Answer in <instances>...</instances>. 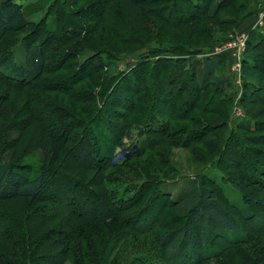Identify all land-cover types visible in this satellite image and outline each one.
Masks as SVG:
<instances>
[{"label":"rangeland","instance_id":"1","mask_svg":"<svg viewBox=\"0 0 264 264\" xmlns=\"http://www.w3.org/2000/svg\"><path fill=\"white\" fill-rule=\"evenodd\" d=\"M13 1L23 6L29 26L20 33L6 34L0 42V51L10 49L19 53V48L23 43L26 42V45H29L32 42H38L47 34L45 45L46 69L36 83L29 86L19 87L14 84H8L2 79L0 80V158L5 156L10 149V146L6 144L8 136L10 138H19L20 141L15 144V159L18 166H29L32 170H41L42 160L38 149V141L45 134L35 123L29 124L26 128H24V124L27 120L40 116L42 113L44 115V123L50 124L51 128L49 129L57 132L56 134L62 137L59 140L62 151L58 165L66 160L67 151L73 149L72 143L69 142L68 138L71 139L74 136L79 138L81 132V129H75L74 132L72 130L68 131L70 124L72 127L74 126L72 124H75L73 122L74 116L77 115L76 117H78L82 108V106L72 100L73 97L69 93L70 86L77 78V68L75 66L79 59H75L73 54L78 53L79 48L90 50L87 56L84 58L80 57L81 62L92 54L106 58L103 55L107 54L104 53L105 51L114 52L119 56V62L111 73L104 70V72L100 73V76L97 75L99 78L95 76L91 80L83 81L76 87L78 91H74L76 93L75 97L78 94L93 95L90 97V101H92L93 97H99L93 106L96 107L95 112H97V109L101 110L99 113L100 118L96 125L93 126V129L97 128L101 137H103V134L106 136L110 134L113 138H116L120 132L126 131L127 123L124 121L126 116H120L113 112H121L123 114H128L129 112L120 105H116L114 99L110 100V102L107 99L106 102L108 101L109 103H106L105 108L104 106L102 107L104 98L101 99L100 96L102 94L109 96L110 91H113L117 85V89L113 95L116 97L119 91L122 92L121 86H123L124 82L128 81L124 79L125 75L123 74L128 71L130 63L138 61L144 53L146 55L150 54L146 57L151 62L148 65L149 68L152 64L158 63V71L156 73L165 72L162 78L164 81L167 74L172 75L173 73V70L166 65L168 60L176 56H186L190 51L192 52L199 47H202V56L213 54H224L226 56L224 71L232 83L231 92L233 94L231 100V107L233 109L227 119L229 125L232 126L231 124L233 123L234 126L239 120L244 119V113L239 106L241 99H243L246 100L243 105L249 111L251 119L256 123L262 124V128L264 129V107L261 105V103H264V100L258 95L255 97L252 95L253 99L249 93L242 94L243 83L241 78V62L247 42L258 41V38H261L264 33V0H234L232 2L233 7H230L231 9H221L215 18L198 16L194 21L187 23H185L188 20L186 11L188 12L193 9L197 15L199 9L207 6L203 5V3L200 4L203 0H108L106 10L108 15L106 14L105 19L101 20L94 19L98 8L92 7V4L96 0ZM132 1L137 4L139 2L140 4L143 3L144 7H141L140 11H149V14L146 13L147 16L144 21H141L138 14L139 10ZM144 3L150 5L146 6ZM193 4H199L197 6L199 9L195 10ZM245 5L252 14L250 19H247L248 24L246 26H242V24L237 28H232L229 24H221L220 17L225 13H229L236 19H240L245 12L241 8H245ZM51 7L53 8L52 13H48ZM55 7L56 12L54 10ZM179 11L182 14L177 13ZM161 14L163 15L162 18L169 23H165L157 18ZM172 15L176 17L175 20ZM182 15L184 17L181 20L178 19ZM65 21L70 22L72 25H66ZM171 21H176L174 23H178V25L181 23L180 27L175 28V26H171ZM42 23L49 25L43 36L41 34L43 33L41 31L42 28L39 26ZM73 23L80 24L79 28L82 27L86 33L80 32V29L75 28ZM52 24H56V27H53ZM117 24L123 25L129 31V33L121 31L124 34L123 38L126 39L124 42L118 41L112 34L111 30ZM54 29L58 32L56 37L52 34ZM47 31L49 33H46ZM64 33L66 35L70 33L71 35L65 37ZM78 33L82 34L77 35ZM212 36L218 37V39L225 38V40L216 43L210 49L209 44L214 41L211 40L213 39ZM62 38H67L66 45L61 42L63 41L61 40ZM238 39L244 42L243 48L232 47L231 49H226L229 43L236 42ZM140 40L143 41L144 46L139 45L142 44ZM150 46L156 50L159 48L157 55L147 53ZM168 46L171 47L168 48ZM176 47L178 48L173 51ZM142 48L144 49L142 50ZM20 57L21 55L18 56V59ZM194 60L198 62L200 59L195 58ZM261 69H264V58L259 63V71ZM89 72V70H86L82 74L87 75ZM189 82H191L190 76H184L183 83H177L170 95L169 90L173 87V82H168L162 89L158 88L165 102L161 101V97L156 101L154 100L157 106L156 110L163 109V111L171 113L177 106V104L175 105L177 101L175 98H177L179 92H184L183 101L178 103L176 112L182 113V115L186 114V116H183L186 121L173 122L170 133L173 134V142H177V144H180L188 133L190 136L185 142L186 145H183V147L181 145L173 146L168 141H162L158 137H153L155 140H151V137L161 132L162 128L152 121L148 122L149 125L147 122L145 124L136 122L132 130V134L134 135L133 141L122 140L121 145L115 148L113 154L110 156V161L112 160L114 165L118 166L104 171L103 176L112 179L111 181L114 182L112 188L116 192L119 201H122L123 204L128 202L129 205L131 202H136L134 207L123 213L124 218H126L101 225H90L88 227L82 225L73 217L63 214L43 222L39 220V227L33 232L37 236H40L48 228L63 230L79 229L80 233L76 231V237L68 242L62 240L60 246H48V249L52 250L50 252L53 258L49 260L37 259V264H137L136 258H140L144 254L147 255L146 260L149 264H163L157 258V254L160 251L156 241L157 237L162 231L176 227L177 219L173 217L170 204L180 199L185 189L197 175L206 183L207 187L218 192L224 208L237 219L241 233L246 236L248 235L250 238V242L247 245H232L222 239L217 240L215 250L219 252V257L206 261L203 264H264V209L254 207V215L251 221H249L248 228L244 226L240 216V213L244 211L240 195L229 185L221 183L224 175L234 178L239 174L243 178L241 170L238 168L239 161L234 156L236 146L230 149L231 156L229 154L225 157L223 166L219 167L217 164H211V161L217 159L219 156V149L216 146H222L223 139L215 138L211 141V144L207 145V142H210V140H207L206 144L204 143L206 146L203 144L198 145L196 142L202 137V134L198 133V130H200L202 124L208 123L212 125L214 123L222 124V122L224 124V121L217 114L208 115L201 112H189L191 105L199 99L188 89ZM155 88L156 86H154L152 95H155ZM106 89L110 91L108 92ZM200 99L199 105L201 108L208 106L210 112L213 110L224 111L223 106L219 103L218 99L214 98L213 94L207 92L200 95ZM253 101L255 102L253 103ZM186 105L188 106V110L184 113L183 110ZM9 107L17 112L12 125L5 123L1 117L2 110ZM48 107L50 108V113L54 111H60V115L65 113L68 117V119L65 118L66 123L56 126V117L47 114ZM87 118H83L84 121L82 123H86L89 119L91 120V118ZM162 118L164 123L169 124L171 118L168 119L166 115H163ZM197 120L201 122V125L200 123L198 124ZM222 132H224L223 129ZM250 136H254L261 144L252 145V149L262 152L263 150L261 149L264 148V131L263 133L254 132ZM107 144L101 142L103 148H109ZM151 145L152 147H150ZM148 146L150 151H147ZM86 150L84 149V151ZM133 150L135 153L138 152L139 155H144L133 159L129 163H123L124 165L119 167V165H122L124 158L128 157ZM253 161L254 157H251L248 163L252 164ZM107 162L108 160L105 163ZM228 164L235 168H227ZM254 167L252 165V168L245 171L246 178L245 176L244 178L249 183L247 182L244 190L247 194L251 195L252 199H264V177H261L259 171L254 170ZM253 170L257 178H260L262 184L259 182L250 183L251 179H256ZM25 176L28 175L24 174ZM85 176L86 174L84 175V179ZM154 178L158 180L156 182L147 181ZM55 183L58 187L63 186L61 185L63 184L61 179H58ZM158 189L167 195V198L162 200L164 205L159 210L160 216H158L159 221L156 229L151 232H139L133 228L131 230L129 227L130 220L128 225H126L125 220L127 219L128 221V219L134 216H139L135 220L136 226L145 227L146 225L143 221L151 217V213L148 214V212H151L149 210L157 200ZM44 194H53L52 188L42 193V195ZM167 203L170 204L167 205ZM47 204L46 201L40 202L34 199L3 202L0 203V214L7 212L20 218H25L27 222L31 223L32 230L35 225L33 226V223L29 219L36 216L39 218V215H41V212L38 210L39 207ZM3 218V216H0V223L3 222L1 220ZM11 243L9 238L0 235V258L5 257L6 260L24 262L26 256L24 257L21 247L12 246ZM59 255L60 259H58Z\"/></svg>","mask_w":264,"mask_h":264},{"label":"trees","instance_id":"2","mask_svg":"<svg viewBox=\"0 0 264 264\" xmlns=\"http://www.w3.org/2000/svg\"><path fill=\"white\" fill-rule=\"evenodd\" d=\"M233 1L234 0H203L200 4L203 3V5H207L203 9L197 8L199 4H193L195 10L199 9V12L196 15L193 9L188 12L186 11L188 20H186L185 23L194 21L198 16L215 18L221 9H231L230 7H233ZM132 2L139 10L138 14L141 21H144L147 16L146 13L149 14V11H140L141 7H144L143 3L140 4L139 2V4H137L134 1ZM107 4L108 0H96V2L92 4V7L98 8V12L96 13L97 17L95 15L94 19H105L106 14L108 15L106 11ZM144 5L148 6L150 4L144 3ZM242 9L245 12L240 19H236L229 13L223 14L220 17L221 24H229L232 28L241 26L244 21L250 19L252 15L246 5L245 8L243 7L241 10ZM54 10L55 12L57 11L56 7ZM52 11L53 8L51 7L48 13H52ZM159 11H161V9H159ZM177 13L182 14L180 11ZM162 16L161 14L157 16V18L165 23H169L164 20ZM173 16L174 15H172V17ZM183 17V15L179 16L178 19L181 20ZM173 18L174 20L176 19L175 16ZM174 22L176 21H171V26H175V28L180 27L181 23L178 25V23L175 24ZM65 24L72 25L70 22L66 21ZM28 26L29 23L21 4H17L13 0L0 1V42L6 34L20 33ZM39 26L43 29H41L43 33L40 32L43 36L49 25L42 23V25L40 24ZM73 26L78 29L81 25L73 23ZM53 27H56V24H54ZM79 29L80 32H85L82 27ZM122 30L129 33L123 25L118 24L111 30L113 36L120 42L126 41V39L123 38L124 34L121 32ZM46 33L49 32L47 31ZM52 34L56 37L58 34L57 30L54 29ZM81 34L78 33L77 35ZM68 35L70 36L71 34H65V37H68ZM46 38L47 34L38 42H32L29 45H26V42L23 43L19 48V53L10 49L0 51V80L2 79L8 84H14L19 87L36 83L46 69ZM61 40H63L61 42L66 45L65 42L67 38H62ZM211 40L214 41L209 44L210 49L216 43H220L222 40L224 41L225 38L218 39V37H213ZM140 41L141 43L143 42L142 40ZM143 44L144 43L139 45L144 46ZM263 46L264 33L261 38H258V41L247 42L241 62L242 94L249 93L252 98L258 95L262 100H264V69L259 71V63L260 60L264 58ZM169 47L171 46H168V48ZM149 48L147 53L157 55L159 48L157 50L152 49L151 46ZM177 48L178 47L174 48L173 51ZM143 49L144 48H142V50ZM78 51V53L73 54L75 59H79L75 66L77 68V78L70 86L69 93L70 96L73 97L72 100L82 106V108L80 115H78V117H76L77 115L74 116L73 122L75 124H72L74 125L73 127L70 124L68 131L72 130L74 132L75 129H81V132L79 138L76 136L71 139L68 138L69 142L72 143L73 149L67 151L68 155L66 160L58 165L62 151L59 140L62 137L56 134L57 132L49 129L51 125L47 124V122L44 123V115H42V113L40 116L32 117L31 120H27L24 124V128H26L29 124L35 123L45 134V136L38 141V149L42 160L41 170H32L29 166H18L15 159V144L18 143L20 139L15 137L10 138L9 136L7 138L6 144L10 146V149L5 156L0 158V203L11 202L13 200L34 199L40 202L46 201L48 204L39 207L38 210L41 212L39 218L36 216L37 218L31 217L29 219L30 222L33 223V226L35 225L32 230L31 223L27 222L25 218L23 219L7 212H2L0 214V216L4 217L1 219L3 222L0 223V235L9 238L12 242V246L21 247V250L24 252V257L26 256L24 262L6 260L5 257H2L0 258V263L37 264V259H52V250H49L48 246H60L62 240L68 242L76 237V231L79 232V229L63 230L48 228L40 236H37L33 232L39 227V220L43 222L63 214L73 217L79 223L88 227L90 225H101L115 220H124L126 218H124L123 213L134 207L136 202H131L129 205L128 202L123 204L122 201H119L116 192H114L112 188L114 182L111 181L112 179L104 177L103 172L118 166L114 165L112 160L110 161V156L113 154L114 149L121 145L122 140L128 142L133 141L134 135L132 134V130L136 122H142L143 124L147 122L148 124V122L152 121L162 128V131L154 134L151 140H155L153 137H158V139L168 141L173 146L181 145L183 147V145H186L185 142L190 136L188 133V136L185 135V139L182 140L180 144L173 142L174 137L173 134L170 133L171 124L173 122L179 123L186 121L185 118H183L186 114L182 115V113L176 112L178 103L183 101L184 92H179L177 98H175L177 100L175 105L177 104V106L171 113H167L163 111V109L159 111L156 110L157 106L155 104V101L160 99L159 97H161L162 102H165L158 88L162 89L168 82H173V87L169 90L170 95L177 83H183L184 76L186 75L190 76L191 81L188 83V89L195 94V97H199L198 101L191 105V110L189 112H201L208 115L217 114L222 117L224 121V124L222 122V124L214 123L209 125L207 123L201 125V122L197 120L198 124L200 123L201 125L198 133L202 134V137L196 143L206 146L207 140H210L209 143L207 142L208 145L211 144V141L215 138L223 139L222 146H216L217 149H219V156L217 159L211 161V164H217L219 167H221V165L223 166V161L225 157L230 154V149L236 146L234 156L239 161L238 168L241 170L243 178H241L239 174L234 178L224 175L221 179V183L229 185L240 195L244 205V211L240 213V216L244 226L248 228L249 221H251L254 215V207H261L264 209V199H252L250 197L251 195L247 194L244 190L247 182L249 183V181L245 179V171L252 168V165L255 166L254 170L259 171L260 176L264 177V148L261 149L263 150L262 152L253 150L251 147L252 145L261 144L254 136L250 135L254 132L263 133L264 129L262 128V124L256 123L251 119L249 111L243 105L246 100L243 99H241L242 105L240 103L239 106L244 113V119L239 120L234 126L233 123L231 124L232 126H230L229 122H227L233 109V107H231L233 94L231 92L232 83L224 71L226 56L224 54L202 56V47L196 48L192 52L190 51L186 56H176L167 62L165 61L167 63L166 65L173 70V73L172 75L167 74L164 81L162 78L165 72L156 73L158 71V63L152 64L149 68L148 65H150L149 63L151 62H149V59H146V57L150 54L146 55L144 53L138 61L132 64L130 63L128 71L123 74L125 75L124 79L128 81L124 82L123 86H121L122 92L119 91L116 97L113 95L117 89V85L113 91L106 89V91H110L109 96L107 94H102V96H100L101 99L104 98L102 107L104 106L105 108L106 103L114 99L116 105H120L129 112L128 114L113 112L120 116H126L124 121L127 123L126 131L120 132L116 138H113L110 134H107V136L103 134V137H101L97 128L93 129V126L96 125L100 118L99 113L101 110L97 109V112H95L96 107L93 106L99 97H93L92 101H90L89 99L93 95L78 94L75 97V92L78 91L76 87L83 81H88L91 80L92 77L100 76V73L104 72V70L111 73L119 62V56L114 52L105 51L104 53L107 54L103 55H105L106 58L92 54L81 62L80 57L82 56L84 58L87 56L90 50L79 48ZM19 55H21V57L18 59ZM195 58L200 60L196 62L197 60H194ZM153 62L155 61L153 60ZM86 70L90 72L87 75L82 74ZM157 81L159 82L157 83ZM154 86H156L155 95H152ZM207 92L213 94L215 99H218L224 111L220 112L213 110L210 112L208 106L200 107V95L206 94ZM107 99L108 101L106 102ZM255 101H253V103ZM261 105L264 107V103H261ZM187 107V105L184 106V113L188 110ZM16 114L17 112L9 107L2 110L1 117L5 123L12 125ZM47 114L56 117V126L61 125V123H66L65 118L68 119L65 113L60 115V111L50 113L49 107L47 108ZM163 115H166L168 119L171 118L169 124L163 122ZM85 117H88L87 119L92 118L91 120H87L86 123H82ZM28 121L30 122L28 123ZM187 122L189 121L187 120ZM222 129L224 132H222ZM108 136L111 137L109 138ZM101 142L108 143L107 145H109V148H103ZM83 147L87 150L84 151ZM150 147H152V145ZM147 151H150L149 146L147 147ZM142 155H139L138 152L135 153L133 150L128 157L124 158L122 165H119V167H122L124 165L123 163H129ZM251 157H254L252 164L248 163ZM106 160H108L107 163H105ZM227 168L235 167H231L228 164ZM254 170L253 173L256 179H251L250 183L259 182L262 184L260 178H257ZM24 174L28 176L24 177ZM85 174L86 176L84 179ZM58 179L63 181V184H61L63 185L62 187L55 185ZM156 180L158 179H148L147 181L156 182ZM49 188H52L53 194L42 195V193ZM158 192L159 194L156 197L157 200L149 210L151 212H148V214L151 213V217L143 221L146 225L145 227L136 226L135 220L138 219L139 216L129 217L130 219H128V221L127 219L125 220L126 225H128L130 220L129 227L131 230L133 228L139 232H151L156 229V225L159 221L158 216H160L159 210L164 205L162 200L167 198V195L160 192L159 189ZM168 204L170 203H167V205ZM170 209L173 211V217L177 219V225L175 228L162 231L156 240L160 248L157 258L163 264H203L206 261L216 259L219 257V252L215 250L217 240L222 239L232 245H247L250 242L248 235L246 236L241 233V228L237 219L224 208L218 192L207 187L206 183H204L198 175L195 176L192 183L185 189L180 199L170 204ZM44 211H46V213H44ZM60 255L62 256V254ZM60 255L58 259L61 258ZM146 256L147 255L144 254L141 255L140 258H136L137 264H149L146 260Z\"/></svg>","mask_w":264,"mask_h":264},{"label":"built area","instance_id":"3","mask_svg":"<svg viewBox=\"0 0 264 264\" xmlns=\"http://www.w3.org/2000/svg\"><path fill=\"white\" fill-rule=\"evenodd\" d=\"M227 47H228V48H226L227 50L228 49H231L232 47H235V48L240 49V48H243L244 47V42H242L240 39H238L236 42L229 43V45H227Z\"/></svg>","mask_w":264,"mask_h":264},{"label":"crops","instance_id":"4","mask_svg":"<svg viewBox=\"0 0 264 264\" xmlns=\"http://www.w3.org/2000/svg\"><path fill=\"white\" fill-rule=\"evenodd\" d=\"M247 21V20H246ZM245 22V21H244ZM248 24V21L247 22H245V23H243V25L242 26H246Z\"/></svg>","mask_w":264,"mask_h":264}]
</instances>
